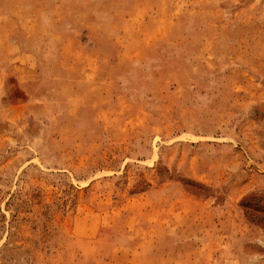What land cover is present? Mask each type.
Returning <instances> with one entry per match:
<instances>
[{
  "label": "rangeland",
  "instance_id": "374dc122",
  "mask_svg": "<svg viewBox=\"0 0 264 264\" xmlns=\"http://www.w3.org/2000/svg\"><path fill=\"white\" fill-rule=\"evenodd\" d=\"M0 264H264V0H0Z\"/></svg>",
  "mask_w": 264,
  "mask_h": 264
}]
</instances>
